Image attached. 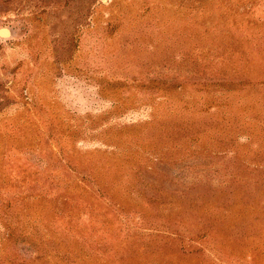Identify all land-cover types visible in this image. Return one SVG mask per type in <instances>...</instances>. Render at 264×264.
<instances>
[{
  "label": "rangeland",
  "instance_id": "1",
  "mask_svg": "<svg viewBox=\"0 0 264 264\" xmlns=\"http://www.w3.org/2000/svg\"><path fill=\"white\" fill-rule=\"evenodd\" d=\"M0 264H264V0H0Z\"/></svg>",
  "mask_w": 264,
  "mask_h": 264
},
{
  "label": "water",
  "instance_id": "2",
  "mask_svg": "<svg viewBox=\"0 0 264 264\" xmlns=\"http://www.w3.org/2000/svg\"><path fill=\"white\" fill-rule=\"evenodd\" d=\"M11 34L10 28L2 27L0 28V35L1 36H9Z\"/></svg>",
  "mask_w": 264,
  "mask_h": 264
}]
</instances>
